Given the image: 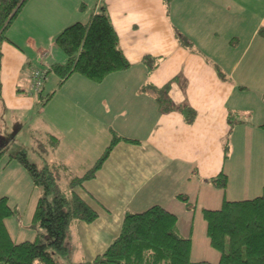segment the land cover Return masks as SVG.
Returning a JSON list of instances; mask_svg holds the SVG:
<instances>
[{"label": "crops", "instance_id": "crops-1", "mask_svg": "<svg viewBox=\"0 0 264 264\" xmlns=\"http://www.w3.org/2000/svg\"><path fill=\"white\" fill-rule=\"evenodd\" d=\"M103 7L129 66L100 81L73 73L59 83L52 73L50 93L43 96L48 75L34 91L35 69L28 81L22 70L34 62L45 69L64 64L66 57L52 53L48 61L46 48L70 23L88 22ZM5 34L1 138L10 137L5 117L38 108L44 137L53 144L42 166L77 177L104 153L112 134L123 137L76 189L97 217L70 224L69 264L93 262L119 235L126 214L154 205L177 216L179 235L191 238L193 261L217 263V252L206 250L208 259L193 252L190 211L221 206L226 187L213 186L211 178L223 172L228 183L235 148L246 150L250 132H264V0H27ZM145 56L159 58L150 71ZM179 107L194 111L191 122ZM39 197L26 203L30 227Z\"/></svg>", "mask_w": 264, "mask_h": 264}, {"label": "trees", "instance_id": "trees-1", "mask_svg": "<svg viewBox=\"0 0 264 264\" xmlns=\"http://www.w3.org/2000/svg\"><path fill=\"white\" fill-rule=\"evenodd\" d=\"M26 1L0 0V68L1 46L8 41L6 29ZM164 1L168 4L170 0ZM54 44L64 53L66 61L64 64L48 65L47 72L55 74L59 83L73 73L100 81L106 75L129 66L104 7L93 14L88 22L78 21L66 26L54 37ZM158 61L159 58H143L149 71L157 66ZM46 77L45 73L43 82ZM179 108L185 120L191 122L194 111L189 107ZM121 139L123 137L112 134L104 153L93 166L81 176L70 179L69 192L59 187V166L45 164L39 167L28 160L24 149L10 156L25 169L32 183L43 190L37 199L31 226L42 228L45 233L41 236L37 234L33 240L13 241L5 226V219L15 213V208L9 206L7 197H0V263L63 264L67 261L66 264H69L70 249L66 237L70 224L74 221L92 222L97 217V213L79 197L76 189L94 177L112 147ZM2 146L4 143L0 137V156ZM210 182L217 188L225 189L227 176L220 172ZM182 199L186 201L184 197ZM201 213L209 245L219 253L217 263L193 261L191 238L179 235L177 216L154 205L142 212L126 214L119 235L106 250L91 263L77 264H264V186L259 196L241 200L223 199L219 208H203Z\"/></svg>", "mask_w": 264, "mask_h": 264}, {"label": "rangeland", "instance_id": "rangeland-1", "mask_svg": "<svg viewBox=\"0 0 264 264\" xmlns=\"http://www.w3.org/2000/svg\"><path fill=\"white\" fill-rule=\"evenodd\" d=\"M46 50L48 52L50 51V55H48L49 57L47 56L48 61L53 60L51 53L56 57H65L61 49H59L55 44L51 48L48 46ZM31 69L44 71L46 72V75H48V83L45 84V91L43 93V96L45 97L48 93H50L49 89L53 88V85H51V77L54 75L51 72V74H49L47 70L43 68V66H38L37 63L34 62L33 65L29 67L26 66V68L21 72V76H24L27 81L29 80L28 76L32 71ZM44 83L45 82H43V84ZM29 92L30 90L27 89L28 95ZM34 93L35 92H33L32 96L35 97L36 95ZM256 114L257 112L255 111L253 116ZM39 115L40 113L37 108L31 112L19 113L15 111L13 113V116H15L13 120L5 117V120L7 121V128L5 131L6 133L8 132L10 137L4 136L2 138L4 146H2L3 153L0 156V197H7L8 204L13 209L15 206L18 207L15 208V213L10 216L9 219H7L8 226L11 229V236L14 239L13 241L32 240L36 234L41 236L45 233L44 229L42 228L37 227L36 229L30 227V223L27 218L28 207L25 209L27 200L28 203H31L36 195H42L43 190L40 186H35L25 169L21 167L15 161V159L10 157L18 150L24 149L30 162L35 163L39 167L42 166V159L45 156V150L47 152H51V147L53 144L51 143V140L44 137V130L40 123ZM17 126L19 127L18 130H16ZM248 138L250 141V144L247 146L248 148H246V150L242 149V146L235 148L232 158L230 159L232 162H228L226 166V170L229 173V180L226 185L225 196L228 200L249 199L256 197L261 194L262 187L264 186V132H250ZM256 144L258 146H256ZM10 159L12 163L7 167L6 163ZM12 164L16 165L13 167ZM71 169L74 170L76 168ZM60 170L61 169H59V172L57 171L59 187L62 190L69 192L68 182L74 176V173L71 171H69V173L68 171ZM200 209V207L198 208L196 206L195 209L190 211V216L194 214L195 218L193 252H195L196 255H205V257L208 259L209 257L206 253V250L213 253H216L217 251H215L209 245V240L204 230L205 222ZM185 222H187V219ZM17 234H19V236H17Z\"/></svg>", "mask_w": 264, "mask_h": 264}, {"label": "built area", "instance_id": "built-area-1", "mask_svg": "<svg viewBox=\"0 0 264 264\" xmlns=\"http://www.w3.org/2000/svg\"><path fill=\"white\" fill-rule=\"evenodd\" d=\"M48 68H46L47 70ZM45 73L44 71H40L38 69H35L33 72H32V75H31V88L34 90V91H37L39 90L40 86L42 85L43 83V80L45 78Z\"/></svg>", "mask_w": 264, "mask_h": 264}]
</instances>
